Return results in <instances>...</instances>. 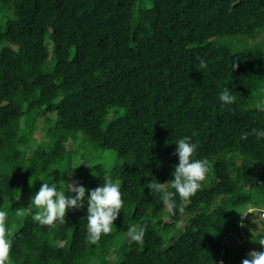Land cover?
<instances>
[{
	"label": "trees",
	"instance_id": "1",
	"mask_svg": "<svg viewBox=\"0 0 264 264\" xmlns=\"http://www.w3.org/2000/svg\"><path fill=\"white\" fill-rule=\"evenodd\" d=\"M261 33L264 0H0V210L12 264H241L251 251L247 225H264V138L241 139L264 130L255 108L264 99V37L250 41ZM232 36L246 47L223 41ZM224 87L233 104L221 106ZM184 136L209 172L183 212L176 197L171 215L147 184L170 185ZM86 145L113 150L110 168L77 166ZM106 175L121 182L124 208L93 245L88 190ZM49 176L86 188L82 207L56 228L32 219L31 197ZM141 224L144 243L130 244L129 227ZM261 238L263 230L250 235L257 251Z\"/></svg>",
	"mask_w": 264,
	"mask_h": 264
},
{
	"label": "clouds",
	"instance_id": "2",
	"mask_svg": "<svg viewBox=\"0 0 264 264\" xmlns=\"http://www.w3.org/2000/svg\"><path fill=\"white\" fill-rule=\"evenodd\" d=\"M200 69H206L207 63L200 57ZM233 68L237 67L235 64ZM221 106L230 105L236 101V96L232 94L229 87H224L219 95ZM257 110H264V99L256 102ZM196 133H193L195 135ZM250 134H254L257 139L264 138V130L252 129L251 132L242 134L241 139H247ZM175 155L178 156V164L171 174L173 179L170 185L166 186L165 182H158L152 179L147 187L151 194L160 195V199L166 206L169 214L174 215L177 210L176 197H179V211L183 212L186 205L191 202V198L202 190L203 183L207 179L209 172L208 162L203 159H194L197 145L191 143V137L184 136L176 142ZM85 164L81 162L77 166ZM87 165V164H86ZM75 166L72 169H75ZM92 167L90 165H87ZM72 169L66 170L72 175ZM53 181V177L49 176L43 181L38 192L31 197V205L36 209L32 215L34 222H38L41 226L56 228L59 225L67 223L65 217L69 208H80L85 198L86 188L77 181L65 182L58 187L57 181ZM33 184L29 183V186ZM75 193L74 196H66L65 193ZM124 208L123 193L121 191V182H113L111 175L104 177V183L94 189L88 190L87 198V241L96 245L104 235H111L114 231V221L118 218ZM250 208V207H249ZM20 210L17 215H20ZM8 212L0 210V264H12L11 249L13 235L8 228ZM147 231V225H133L127 231L129 243H144V237ZM258 243L264 246V238L259 239ZM241 264H264V251L251 250L247 253Z\"/></svg>",
	"mask_w": 264,
	"mask_h": 264
},
{
	"label": "rangeland",
	"instance_id": "3",
	"mask_svg": "<svg viewBox=\"0 0 264 264\" xmlns=\"http://www.w3.org/2000/svg\"><path fill=\"white\" fill-rule=\"evenodd\" d=\"M263 37H264V34L261 33L256 39L250 40V41L252 43H255L256 41H259V39H262ZM245 39L246 38L241 37V36H232V38L224 37L223 41L227 42V43L228 42L241 41V43H238V44H240L239 48H243V46L246 47V44H245L246 40ZM49 116H50V114H49ZM111 117H112V112L110 111L109 114L107 115V119L111 118ZM42 119L43 118L41 117L38 120V122L36 124V130L33 134L35 143L41 141ZM77 151H78L79 155L82 154L87 159L88 162L85 161L86 162L85 164H87V165L90 164V162H89V160H90L92 162H102L106 168H110V166L112 165V163L114 162V160L116 158L115 152L113 150L100 149L99 147H96L94 145H92V146L86 145L83 147L79 146L77 148ZM70 182H72V180ZM262 225L259 224V220L252 219V222L247 225V228L249 229V231L243 233V237H244L243 240H247V242H249L247 246L250 250H256L257 251L258 244L250 241V235H255L260 230L264 231V225L263 226ZM111 260H113V259H111Z\"/></svg>",
	"mask_w": 264,
	"mask_h": 264
},
{
	"label": "built area",
	"instance_id": "4",
	"mask_svg": "<svg viewBox=\"0 0 264 264\" xmlns=\"http://www.w3.org/2000/svg\"><path fill=\"white\" fill-rule=\"evenodd\" d=\"M250 210L252 211V208H249L248 211ZM258 210H259V217L264 220V205L260 207Z\"/></svg>",
	"mask_w": 264,
	"mask_h": 264
}]
</instances>
